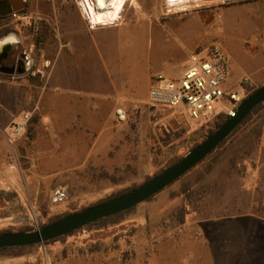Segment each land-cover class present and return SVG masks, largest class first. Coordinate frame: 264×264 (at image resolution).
Segmentation results:
<instances>
[{
  "label": "rangeland",
  "instance_id": "374dc122",
  "mask_svg": "<svg viewBox=\"0 0 264 264\" xmlns=\"http://www.w3.org/2000/svg\"><path fill=\"white\" fill-rule=\"evenodd\" d=\"M80 3L31 0L29 7L20 11V18L12 14L0 18V38L15 34L19 41L15 44L20 45L17 50L28 56L24 73H0V119H10V126L24 110H33L32 120L16 142L9 140L6 127L0 132V231L35 230L57 212L80 210L124 186L140 184L171 156L189 152L195 139L206 135L207 129L197 128L185 114L153 109L147 101L136 102L123 108L124 120L112 117L119 125L115 135L107 139V149L100 140L88 153L93 139L82 137L78 122L72 121L65 130V152L58 153L57 139L54 143L45 137L42 116L48 92L60 94L65 88L53 76L61 72L59 56L72 53L59 41V25L64 20L71 26L80 25L78 6L81 18L89 23ZM125 8L121 17L131 21L166 17L183 9H203L205 14L227 21L246 18L251 21L245 26L249 29L248 46L259 50L264 45V0H185L177 6H169L167 0H128ZM33 9L31 27L27 14ZM231 56L233 61L235 55ZM136 88L143 96L147 79L141 76ZM235 90L249 92L244 84ZM236 147H231L201 180L197 176L203 166L186 178L194 191L189 199L184 193L172 195L180 191V184L175 183L115 222L84 227L62 239L41 243L24 254L26 260L19 264H65L63 258L69 253L91 252L92 247L105 251L118 236L141 245V264H169L176 250H171L170 231L176 240L188 237L187 244H178L176 254L191 258L193 264H264V144H258L234 168L229 160ZM102 171L115 179L102 177ZM182 205L187 213L185 221L179 223L176 213ZM8 259L0 254V264H7Z\"/></svg>",
  "mask_w": 264,
  "mask_h": 264
},
{
  "label": "crops",
  "instance_id": "0c3cea01",
  "mask_svg": "<svg viewBox=\"0 0 264 264\" xmlns=\"http://www.w3.org/2000/svg\"><path fill=\"white\" fill-rule=\"evenodd\" d=\"M78 10L80 25L71 26L67 20L59 25V41L72 56H59L61 72L59 75L54 72L53 76L65 88H60L63 90L60 94L48 92L42 116L45 137L57 142L59 154L65 152V130L72 121L78 122L82 137L93 139L88 153L100 140L107 149L110 146L107 139L115 135L119 125L112 119L117 117V109L147 101L149 86L157 74L180 76L188 65L189 54L214 42L220 43L230 56V86L238 88L243 82L255 86L264 83V45L259 50L248 46L249 29L245 26L251 21L246 18L234 17L227 21L222 16L211 17L206 13L208 17L203 9H183L167 13L166 17L148 16L137 21L121 17L112 24L91 27L81 18L80 6ZM231 54L235 55L233 61ZM141 76L148 82L143 96L136 88ZM9 123L10 119H0L1 133ZM117 132L120 133V128ZM261 144H264V134ZM123 239L118 236V241L105 251L82 249L63 259L65 264H133L134 260L141 264V245ZM187 241L188 237L185 241L176 240L174 233L169 232L171 250H177L178 244H187ZM176 250L169 264H193L191 258L179 257ZM24 256H7L11 258L7 264H19L26 260Z\"/></svg>",
  "mask_w": 264,
  "mask_h": 264
},
{
  "label": "built area",
  "instance_id": "2783aa9c",
  "mask_svg": "<svg viewBox=\"0 0 264 264\" xmlns=\"http://www.w3.org/2000/svg\"><path fill=\"white\" fill-rule=\"evenodd\" d=\"M19 13L20 11L11 12L14 17L20 18ZM83 13L85 14L84 10ZM89 23L91 27L95 26L94 23ZM230 72V56L220 43L200 47L189 54L188 65L180 76H155L148 89L147 103L153 109L185 114L197 128L207 129L223 117L234 114L247 95V92L242 93L229 85ZM244 83L246 82L242 84ZM32 117L33 110H24L5 129L12 143L26 131ZM117 118H126L123 108L117 109Z\"/></svg>",
  "mask_w": 264,
  "mask_h": 264
},
{
  "label": "water",
  "instance_id": "95a60500",
  "mask_svg": "<svg viewBox=\"0 0 264 264\" xmlns=\"http://www.w3.org/2000/svg\"><path fill=\"white\" fill-rule=\"evenodd\" d=\"M26 5L27 0H11V3L4 5L0 13L6 15L12 11L23 10ZM16 42H18L17 39L7 44L0 51V60L7 56L8 51ZM15 70V66L0 65V72L13 74ZM262 102H264V84L247 95L240 102L235 113L229 116L211 134L207 135L203 141L192 147L180 160L168 166L160 173L121 195L88 205L35 230L0 232V248L43 243L47 240L69 234L97 219L131 209L147 201L150 197L178 180L207 157L234 132L253 108Z\"/></svg>",
  "mask_w": 264,
  "mask_h": 264
},
{
  "label": "trees",
  "instance_id": "16d2710c",
  "mask_svg": "<svg viewBox=\"0 0 264 264\" xmlns=\"http://www.w3.org/2000/svg\"><path fill=\"white\" fill-rule=\"evenodd\" d=\"M21 11H23V10H21ZM5 17H7V16H1V18H5ZM263 84L255 86V85H250V84L244 83L245 89L248 88V90H249L247 95L252 93L257 87H259V86H261ZM227 118L228 117H223L222 119L218 120L215 125H213L211 127H208L206 135L201 136V139L196 138L195 142L192 145V147H194L195 145H197L198 143L203 141L206 138L207 135L211 134ZM263 134H264V102L258 104L256 107H254L253 110L249 113V115L244 119V121L234 130V132L227 139H225L216 149H214L207 157H205L194 168H192L190 171L185 173L178 180H176L175 182H173L172 184H170L169 186H167L164 189L170 188L175 183H179L180 184V191L177 192V193H173L172 195L175 196V195H179L180 193H184L186 198L189 199L190 197H192V194L194 193V191L192 189V182L186 180V178L190 174L194 173L196 170L202 168V166H203L204 170L201 171L198 174V176H197V179L201 180L203 175L206 172H209L210 170H212L213 167L215 166V164L219 161V159L227 151H229L231 147H233L235 145L237 146L236 150L231 155L229 162H230V165L232 167L236 168L237 162L240 159L244 158L245 156L250 155L252 153V151L255 149V147L258 144L260 145V143L262 141ZM185 154L186 153L174 154L159 169H157L154 172L153 175H148L145 178V180L150 179L154 175H156V174L160 173L161 171H163L168 166L174 164L175 162L180 160ZM100 175L102 177L115 179L114 176L109 174L107 171H102L100 173ZM184 180H186V181H184ZM138 185L139 184L136 183V184H133V185L124 186V187L120 188L119 190L113 191L112 193L106 195L105 197L101 198L100 200L94 202L93 204L99 203V202H102V201H106V200L111 199V198H113L115 196L121 195V194L129 191L130 189L138 186ZM157 194L153 195L148 200L153 199ZM133 209H134V207L131 208V209L125 210V211H121V212H119L117 214H114V215H110V216H107V217H103V218L97 219V220H95V221H93L91 223H88V224L80 227L79 229L84 228V227H93L95 225L104 226L106 223L115 222L120 217H122L123 215H126L128 212L132 211ZM72 212H74V211H70V210L68 211L67 210V211L57 212V213L53 214L49 218V220L47 222L42 223L41 227L46 225V224H49L51 222H54V221L58 220L59 218L65 216L66 214H69V213H72ZM186 213H187V208L184 205L180 206L179 211L176 213L177 220H178L179 223H182V222L185 221ZM79 229H76L73 232H75V231H77ZM20 230L29 231V230H32V228L23 227ZM4 231H18V230L6 229V230H2L0 232H4ZM73 232H71L69 234H72ZM69 234L62 235V236H59L57 238L47 240V241H45L43 243H51L53 241L62 239V238L66 237ZM39 245H41V243H35V244L23 245V246L1 247L0 248V254H5L7 256H12V257L21 256V255L26 254L28 251H33ZM91 250H94V248L92 247Z\"/></svg>",
  "mask_w": 264,
  "mask_h": 264
},
{
  "label": "bare ground",
  "instance_id": "6f19581e",
  "mask_svg": "<svg viewBox=\"0 0 264 264\" xmlns=\"http://www.w3.org/2000/svg\"><path fill=\"white\" fill-rule=\"evenodd\" d=\"M182 1L185 0H167L169 6H177ZM127 2L128 0H81L80 5L88 16L89 22H92L95 25H106L109 23L112 24L118 19H120L121 13L124 9H126L125 6ZM16 38V35L12 33L0 38V51L7 44L12 41H15Z\"/></svg>",
  "mask_w": 264,
  "mask_h": 264
},
{
  "label": "flooded vegetation",
  "instance_id": "af4514ba",
  "mask_svg": "<svg viewBox=\"0 0 264 264\" xmlns=\"http://www.w3.org/2000/svg\"><path fill=\"white\" fill-rule=\"evenodd\" d=\"M11 3V0H2V4H0V11L2 10V8L4 7V5ZM31 4V0H27V5L26 7H29V5ZM21 11V10H19ZM34 11L35 9H33L30 14H27V17H29V22L31 24V27L33 25V20L32 18H34ZM11 15V13H8L6 15H2L0 13V18L1 16H9ZM19 42V41H18ZM20 45L19 44H15L9 51L6 57H4L2 60H0V65H9V66H15V73L17 74H22L24 73V71L27 69V62H28V56L26 55V52H24L23 50H17L18 47ZM1 74H9L12 75L10 73H4V72H0ZM13 73V74H15Z\"/></svg>",
  "mask_w": 264,
  "mask_h": 264
}]
</instances>
